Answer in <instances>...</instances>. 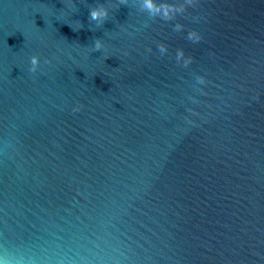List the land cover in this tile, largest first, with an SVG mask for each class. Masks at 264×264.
I'll use <instances>...</instances> for the list:
<instances>
[{
	"label": "water",
	"instance_id": "1",
	"mask_svg": "<svg viewBox=\"0 0 264 264\" xmlns=\"http://www.w3.org/2000/svg\"><path fill=\"white\" fill-rule=\"evenodd\" d=\"M144 3L0 0V264H264V0Z\"/></svg>",
	"mask_w": 264,
	"mask_h": 264
},
{
	"label": "clouds",
	"instance_id": "2",
	"mask_svg": "<svg viewBox=\"0 0 264 264\" xmlns=\"http://www.w3.org/2000/svg\"><path fill=\"white\" fill-rule=\"evenodd\" d=\"M194 3L195 0H185V3L181 5H176V4L156 5L153 3V0H145L144 7H146L153 15H155L157 12L162 11L163 15L160 16V19L168 21L173 19V13H184L186 12L187 8L192 7ZM107 17H108V8L104 7L103 5H96L90 8L89 21H97L103 23V21ZM183 27L184 26L181 23H176L174 25V30L179 32L183 29ZM188 39L193 42H198L200 41L201 37L196 31L189 30ZM102 46H103L102 41L100 39H96L94 48L96 50H99L102 48ZM158 48L161 53H166L168 50V46L164 43H160L158 45ZM184 56H185L184 50L182 48L177 49V53H176L177 62H179L180 58ZM192 59L193 58L191 56H188L184 60V66L186 67L189 63H191ZM30 63H31L30 71L35 72L40 63L39 56L33 55L30 58ZM197 79L201 83L204 82L202 77H197Z\"/></svg>",
	"mask_w": 264,
	"mask_h": 264
}]
</instances>
